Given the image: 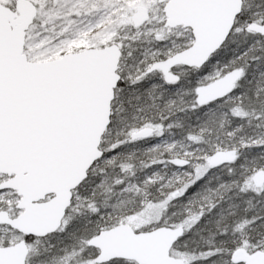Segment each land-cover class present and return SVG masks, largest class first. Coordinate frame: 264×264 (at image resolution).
I'll use <instances>...</instances> for the list:
<instances>
[{
    "label": "snow or ice",
    "instance_id": "snow-or-ice-1",
    "mask_svg": "<svg viewBox=\"0 0 264 264\" xmlns=\"http://www.w3.org/2000/svg\"><path fill=\"white\" fill-rule=\"evenodd\" d=\"M0 264H264V0H0Z\"/></svg>",
    "mask_w": 264,
    "mask_h": 264
}]
</instances>
